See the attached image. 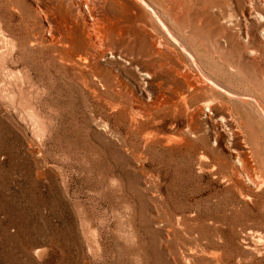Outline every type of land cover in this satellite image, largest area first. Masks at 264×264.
Masks as SVG:
<instances>
[{
    "label": "rangeland",
    "instance_id": "rangeland-1",
    "mask_svg": "<svg viewBox=\"0 0 264 264\" xmlns=\"http://www.w3.org/2000/svg\"><path fill=\"white\" fill-rule=\"evenodd\" d=\"M82 2L0 0V264H264V187L229 175L238 137L200 118L190 131L201 98L187 110L168 88L172 66L195 75L181 45L141 11L148 38L99 45L83 68L63 24L88 19ZM166 20L205 68L245 88L208 40ZM238 110L262 163L264 122Z\"/></svg>",
    "mask_w": 264,
    "mask_h": 264
},
{
    "label": "bare ground",
    "instance_id": "bare-ground-1",
    "mask_svg": "<svg viewBox=\"0 0 264 264\" xmlns=\"http://www.w3.org/2000/svg\"><path fill=\"white\" fill-rule=\"evenodd\" d=\"M82 1L88 19L83 15L78 19L71 14L63 18V24L67 26L64 36L67 43H64L65 54L73 59L72 63L87 68L88 63L96 59L94 54L97 46L104 45L106 50L111 51L109 42L149 36L146 31L148 24L141 11L149 13L161 33L181 45L191 69L195 72L194 76L188 75L184 71L187 67L180 66L177 61L178 67H171V81L176 86L168 87L171 94L187 110L188 101L192 97L201 98L190 111V131L195 127V120L199 118L210 124L219 122L221 125L231 126L230 131L238 137L239 146L225 147L230 153V178L248 193L264 187V162L261 163L259 159L257 147L249 142L245 129L246 119L243 120L242 113L238 110L239 107L247 115L264 122V0H225V5L219 1L156 0L158 8L153 7L149 0H90L91 6ZM213 10L217 13L214 14ZM165 18H169L181 29L187 28L188 38L192 42L197 39L208 40L216 53L209 54L212 60L221 61L225 74L229 77H241L245 88L235 89L214 71L205 68L200 54L195 57L196 54L192 53L188 42ZM203 26L208 29L205 36L207 39L201 35L205 31ZM40 40L48 44L54 42L50 27L41 33ZM77 51L80 54L76 57L70 55L77 54ZM110 51L106 54L113 57ZM101 54L105 52L101 51ZM150 75L152 73L147 70L140 73L142 80L150 78ZM172 105L177 107L176 102H172ZM215 136L219 137L218 134ZM241 138L245 141L244 144H241ZM246 143L249 144L248 149ZM249 149L252 151L249 152ZM262 153L264 154V146Z\"/></svg>",
    "mask_w": 264,
    "mask_h": 264
}]
</instances>
